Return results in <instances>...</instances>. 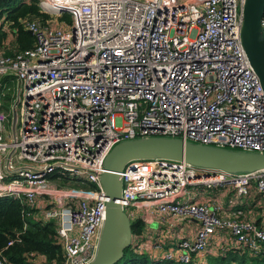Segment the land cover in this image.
Segmentation results:
<instances>
[{"label": "built area", "instance_id": "2783aa9c", "mask_svg": "<svg viewBox=\"0 0 264 264\" xmlns=\"http://www.w3.org/2000/svg\"><path fill=\"white\" fill-rule=\"evenodd\" d=\"M244 3L39 0L51 18L25 22L34 46L13 55L0 49V94L11 90L5 77L17 84L11 141L0 101V197L56 223L64 264H90L97 253L108 201L101 174L117 144L165 136L264 153V88L241 40ZM65 13L71 24L60 19ZM0 27L13 35L6 15ZM121 178L120 203L132 220L198 224L193 238L156 237L155 257L201 263L221 230L236 248L264 252L262 221L243 209L224 218L217 202L195 200L200 188L231 187L240 198L255 190L264 205V170L151 158L126 166ZM231 248L227 239L221 249ZM0 264L14 263L2 256Z\"/></svg>", "mask_w": 264, "mask_h": 264}, {"label": "water", "instance_id": "95a60500", "mask_svg": "<svg viewBox=\"0 0 264 264\" xmlns=\"http://www.w3.org/2000/svg\"><path fill=\"white\" fill-rule=\"evenodd\" d=\"M264 0H245L241 40L264 88ZM17 111L13 110L12 131L16 132ZM151 158L185 160L205 169L230 173L264 170V153L185 141L177 137L151 136L117 144L105 160L101 181L108 201L106 219L97 253L90 264H117L132 245L133 220L120 203L121 172L135 161Z\"/></svg>", "mask_w": 264, "mask_h": 264}, {"label": "trees", "instance_id": "16d2710c", "mask_svg": "<svg viewBox=\"0 0 264 264\" xmlns=\"http://www.w3.org/2000/svg\"><path fill=\"white\" fill-rule=\"evenodd\" d=\"M4 15L15 35V41L7 46L8 33L0 27V49L8 55H13L14 50L19 52L34 46L35 39L26 29V21L39 19L48 22L51 18V14L39 5V0H0V16ZM60 19L72 23V16L68 13ZM3 81L9 86L13 80L5 77ZM8 91L3 88L0 94L7 97L1 110L11 125L13 97ZM37 210V207L24 204L19 199L0 197V257L5 256L14 264H64L65 254L57 238L56 223L35 218ZM28 212L32 215H27ZM146 230L147 224L141 218L133 220L132 245L125 250L124 258L117 264H264V252L252 254L236 247L221 252L208 250L206 261L201 263L196 262V257L190 263L153 257L136 247V242H145Z\"/></svg>", "mask_w": 264, "mask_h": 264}, {"label": "crops", "instance_id": "0c3cea01", "mask_svg": "<svg viewBox=\"0 0 264 264\" xmlns=\"http://www.w3.org/2000/svg\"><path fill=\"white\" fill-rule=\"evenodd\" d=\"M13 35L10 36V40H13L12 42L15 41V35ZM195 200L202 203L208 202V204L217 202L221 206V215L224 218H233L237 209H243L249 218L256 220L257 223L260 221L264 223V205L260 194L255 190H253L250 196L240 198L231 187H216L211 189L200 188L196 192ZM140 210H142V208H140ZM34 217L37 219H44L41 211L38 210L34 213ZM151 220V222H145L147 224L145 241L151 246L147 243V245H144V248L148 254H152L153 256H158L160 253L155 249L154 245L152 246L156 237L164 236L167 232H173L174 235H178L179 238H193L196 228L198 227L197 222L194 220L174 219L170 222L163 223L161 220H158L157 216L151 218ZM155 223H158L157 229L153 228ZM231 237L229 231L221 230L219 234L213 237L207 250L210 252H221V248L224 243H226L227 239H229V245L235 247ZM206 258L207 253H204L201 260L206 261Z\"/></svg>", "mask_w": 264, "mask_h": 264}, {"label": "rangeland", "instance_id": "374dc122", "mask_svg": "<svg viewBox=\"0 0 264 264\" xmlns=\"http://www.w3.org/2000/svg\"><path fill=\"white\" fill-rule=\"evenodd\" d=\"M9 86L11 87V90H9L8 91V94L11 96V97H13V103H14V98H15V96H16V92H17V84H16V82L15 81H12V82H10V84H9ZM0 101H2V103L3 102H7V97L6 96H0ZM13 131H12V123H11V125L6 121L5 122V131H4V133H3V135H4V137H5V139L7 140V141H11V135L13 134L12 133ZM65 185H72V186H81V184L79 183V182H77V181H71V180H67L66 181V183H65ZM153 228H155V229H157L158 228V223H155L154 225H153ZM172 235H174V233L173 232H167V233H165L164 234V236H162V239L163 240H166V238L168 237V236H172ZM182 263H184V262H182Z\"/></svg>", "mask_w": 264, "mask_h": 264}]
</instances>
